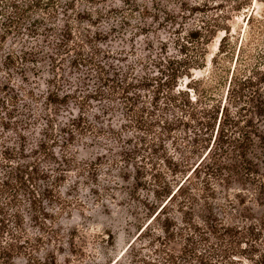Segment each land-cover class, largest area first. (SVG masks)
<instances>
[{"label": "trees", "instance_id": "16d2710c", "mask_svg": "<svg viewBox=\"0 0 264 264\" xmlns=\"http://www.w3.org/2000/svg\"><path fill=\"white\" fill-rule=\"evenodd\" d=\"M118 2L0 0V264H62L58 254L66 255V245L71 256L64 264L86 258L82 248L89 227H75L65 237L58 222L71 207L60 190L81 164L70 149L88 137L95 145L101 139L116 145L100 146L110 156L100 153L85 164L92 184L108 177L104 182L114 187L103 188L113 201L125 191L143 206L142 214L128 210L125 220L140 233L109 264H264V219L259 227L230 225L220 218L226 209L216 203L217 186L231 191L239 185L240 192L255 189L264 207V52L251 64L255 57L244 59L242 51L224 93L216 96L212 88H202L210 78L197 79L195 72L206 66L217 26L186 34V24L155 0L157 10L166 13V25L157 15L158 28L137 24L132 22L137 15L145 18L149 10L137 0ZM162 31L175 39L169 43L159 36ZM151 34L156 40H147L140 52L105 49L117 41L134 46ZM70 101L78 114L69 109ZM95 110L98 125L89 116ZM64 113L70 115L66 122ZM141 133L167 138L172 147L167 151L162 144L167 172L145 201L139 198L143 168L132 164L138 142L146 143ZM103 166L109 169L99 174ZM131 167L137 173L134 192L126 186ZM154 222L162 235L151 229ZM104 233L102 241H114L111 230ZM145 236L158 260L141 256L138 244ZM170 243L180 244L179 251Z\"/></svg>", "mask_w": 264, "mask_h": 264}, {"label": "rangeland", "instance_id": "374dc122", "mask_svg": "<svg viewBox=\"0 0 264 264\" xmlns=\"http://www.w3.org/2000/svg\"><path fill=\"white\" fill-rule=\"evenodd\" d=\"M155 1L163 8L175 14L177 17V23L180 25L186 24L184 27L186 34L193 30L200 29L201 27H207L209 25L217 26V28H215L217 29V34H215L213 41L208 47L206 66L204 69L195 72L197 79L210 78V81L208 80L202 88L210 90L212 88L216 96L222 94V92L224 93V87L228 83V79L236 65L237 59L239 56L241 57L242 51L244 59L245 57L247 58V55L255 57V59L250 61L251 64L259 62L261 58L260 56H262V53L264 52V30L261 29V24L264 22V0ZM113 2H115L117 6L120 5L118 0H113ZM137 3L141 8L146 7L147 10H149L150 15H147L145 18H140L139 15H137L138 17L135 21H132L133 23L149 24L158 28V24L156 23L158 19L163 25H166V13L157 10L156 4L153 3V0H137ZM110 5L113 6L112 3H110ZM85 8H87V5H83L81 9ZM155 15L158 16L156 20L153 18ZM251 16L252 19L250 20ZM168 26H170V24H168ZM108 27L109 26L107 25H103L101 28L102 30H107ZM226 30L230 31V33H227ZM159 36H164L169 43L175 39L172 34L169 35V33L165 31L159 33ZM149 39L156 40L155 36L151 34L148 37L138 39L134 46L129 43L126 44L117 41L109 43L105 49L116 51L125 49V52L130 53L135 47L137 52H140V50L143 51L146 46V41ZM8 48L12 50L14 48L13 44H10ZM47 76L48 75L46 74L45 78ZM30 77L33 78L32 75H30ZM220 80L221 85H219ZM20 82L21 81L18 80L16 83L21 84ZM38 82L39 84H42V88L45 89L44 82L41 80ZM69 107L71 110L74 109V114H78V109L75 105L73 106L71 101L69 102ZM96 112L98 111L95 110L93 113H90L89 116L91 122L98 125L93 118V114ZM63 115L65 116L63 121L66 122L67 117L70 115L66 113ZM121 118V114H119V119L114 123L118 129L121 122L120 120L123 119ZM262 129L264 133V125H262ZM157 131H159V129ZM140 135L141 137L143 136L146 143L141 144L140 141L138 142L140 145L139 154L134 157L132 164L134 167L139 165L143 168L144 174L141 183L143 187L139 189V198L142 201H145L146 199H152V191L157 188L158 178L167 172L165 164L163 163V155L166 152L163 146L166 147L167 151L172 147L169 146L170 144L169 141H167V138H164L163 136L164 140H158L157 136L151 133H141ZM92 140L93 137H88L87 140H85V138H79L75 145L70 149L72 157L81 163L79 166L80 170H78V172L73 171L69 173L67 175L69 183H66L65 187L60 190L63 199L67 200L71 206L67 213L63 212L61 214L63 218L58 222L59 227H61L60 230L64 231V236L67 237L68 232L75 227H78L81 230L89 227V230L85 233L88 239L85 246L82 248L86 254V258L83 262H79L78 258L73 257V264H109L117 258H120L128 249L130 243L133 242L140 233V230L126 224L125 220H128L129 218L128 210L137 212L143 206L137 201L133 203V198L129 195V192L127 194L125 191L122 193L114 192L115 194H119V196L117 201H113V199L109 197L111 193L103 188V186L106 185L110 191L112 187H114V185L106 184L104 182V179H108V177L102 176V178H98V184L100 186L92 184L91 178L88 175L90 170L85 164L90 161H96V157L100 153L106 154L105 150H100V146L107 145L108 148L116 146L114 142H109L107 139H101V145H95ZM153 141H155V144H153ZM153 145L155 146L153 147ZM58 151L59 150H57V152ZM106 155L110 156V153H107ZM130 164L131 163H129V166H131ZM134 167L129 168L131 180L128 184L126 183V186L132 189V192H134L135 187H137L135 180H133V177L137 176ZM107 169L109 168L106 166L101 167L99 174L107 172ZM74 170H76V168H74ZM216 189L218 193L216 203L220 207L225 208L227 213L224 214L220 213V211L218 212L220 213V218H223L227 224L246 226L252 223L257 224L258 227L260 226L259 221L264 219V207L259 205L261 198L255 189L250 186L248 187L247 192H240L242 187L239 185H235L234 189L231 191H227L219 186H217ZM101 195H103V197ZM235 195H238L243 201H245V205L241 204L238 199L235 198ZM102 198L104 200V204L102 203L103 205L99 203ZM228 198L234 201L233 205L236 210H234V208L228 203ZM80 204H83V207H81ZM115 204L124 205L120 207ZM139 213L142 214L143 211L139 210ZM90 215H92L91 218ZM72 216L75 218L70 220ZM171 217H177L179 218L178 220H180L181 215L173 213ZM96 223H98V226L95 225ZM106 228L111 230L114 237V241L112 242L110 240L107 244L106 241L101 240L102 237L104 238L106 236L104 233V229ZM151 229L155 231V234L162 235L160 226H158L157 223L154 222V226H151ZM145 237V240L138 244L141 256L149 257V259L146 258L148 261L154 259L158 260L159 257H157V254L153 253L155 248L149 243L151 238L147 236ZM169 248L179 251L180 244L170 243ZM49 249L51 250L52 247ZM55 250L56 249L53 251ZM261 250L264 251V240L261 242ZM65 252V256H60V254H58L59 260L62 264H64L66 256H71L70 247L68 245L65 246ZM126 257L127 254L124 255V258ZM129 260L130 258L127 261ZM19 263L25 264V261L21 260Z\"/></svg>", "mask_w": 264, "mask_h": 264}]
</instances>
